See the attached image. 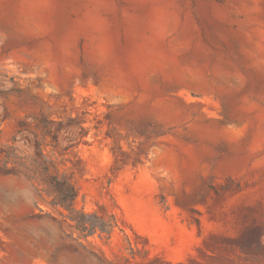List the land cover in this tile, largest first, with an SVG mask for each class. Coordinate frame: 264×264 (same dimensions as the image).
I'll return each instance as SVG.
<instances>
[{
    "label": "rangeland",
    "instance_id": "374dc122",
    "mask_svg": "<svg viewBox=\"0 0 264 264\" xmlns=\"http://www.w3.org/2000/svg\"><path fill=\"white\" fill-rule=\"evenodd\" d=\"M0 264H264V0H0Z\"/></svg>",
    "mask_w": 264,
    "mask_h": 264
},
{
    "label": "trees",
    "instance_id": "16d2710c",
    "mask_svg": "<svg viewBox=\"0 0 264 264\" xmlns=\"http://www.w3.org/2000/svg\"><path fill=\"white\" fill-rule=\"evenodd\" d=\"M47 175L49 176L43 183L46 186H40V194L46 196L53 207L66 212V218L85 238L99 233L110 239L115 229L118 228L116 218L111 216L109 220H106L97 214L89 215L77 211L75 208V202L78 198L76 187L65 176Z\"/></svg>",
    "mask_w": 264,
    "mask_h": 264
}]
</instances>
